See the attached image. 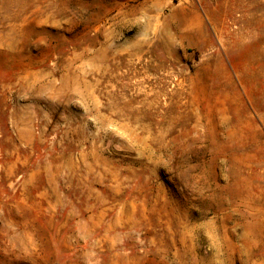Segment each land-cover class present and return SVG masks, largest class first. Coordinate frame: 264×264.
I'll return each mask as SVG.
<instances>
[{"label": "rangeland", "instance_id": "obj_1", "mask_svg": "<svg viewBox=\"0 0 264 264\" xmlns=\"http://www.w3.org/2000/svg\"><path fill=\"white\" fill-rule=\"evenodd\" d=\"M0 264H264V0H0Z\"/></svg>", "mask_w": 264, "mask_h": 264}]
</instances>
